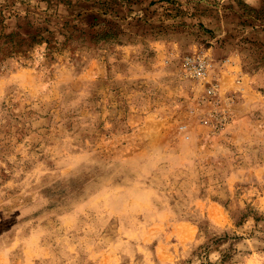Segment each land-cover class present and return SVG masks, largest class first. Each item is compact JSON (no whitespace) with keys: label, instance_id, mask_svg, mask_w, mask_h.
Returning <instances> with one entry per match:
<instances>
[{"label":"rangeland","instance_id":"obj_1","mask_svg":"<svg viewBox=\"0 0 264 264\" xmlns=\"http://www.w3.org/2000/svg\"><path fill=\"white\" fill-rule=\"evenodd\" d=\"M0 264H264V0H0Z\"/></svg>","mask_w":264,"mask_h":264},{"label":"built area","instance_id":"obj_2","mask_svg":"<svg viewBox=\"0 0 264 264\" xmlns=\"http://www.w3.org/2000/svg\"><path fill=\"white\" fill-rule=\"evenodd\" d=\"M189 64V63H188ZM200 66V65H199ZM195 73H197V75H199L200 74V70H197Z\"/></svg>","mask_w":264,"mask_h":264}]
</instances>
